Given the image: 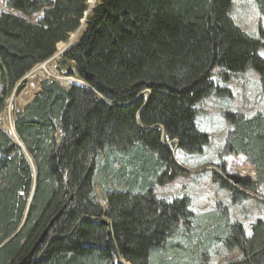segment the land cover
<instances>
[{
	"label": "trees",
	"instance_id": "1",
	"mask_svg": "<svg viewBox=\"0 0 264 264\" xmlns=\"http://www.w3.org/2000/svg\"><path fill=\"white\" fill-rule=\"evenodd\" d=\"M88 2L5 0L11 12L0 13V264L31 253V264H210L215 241L241 252L229 264H264V219L247 235L222 202L197 215L188 195H154L186 174L178 150L202 155L210 145L198 105L226 91L212 80L217 66L224 82L255 70L264 93V28L255 38L237 26L233 0ZM256 2L264 13V0ZM83 25L56 69L88 87L42 82L13 120L26 153L3 129L7 96L21 93V80ZM222 115L229 130L220 158L244 157L256 178L235 185L223 175L225 163L212 178L242 205L264 186V113ZM119 156L127 159L112 177L121 188L104 191V208L96 189ZM201 224L214 233L196 253L178 238Z\"/></svg>",
	"mask_w": 264,
	"mask_h": 264
},
{
	"label": "rangeland",
	"instance_id": "2",
	"mask_svg": "<svg viewBox=\"0 0 264 264\" xmlns=\"http://www.w3.org/2000/svg\"><path fill=\"white\" fill-rule=\"evenodd\" d=\"M3 12H11V10L6 7L5 0H0V13ZM231 17L235 24L251 37L258 38V27L262 26L264 28V13L261 12L256 0H233ZM36 19L37 17H33L32 20L36 21ZM83 30L77 36H71L69 41L64 43L66 49H68L67 46L69 47V44L72 43L73 45L79 40ZM259 55L264 59V49L260 50ZM61 56L56 57L55 55L54 58L45 63H48L49 68H53V70L58 72L56 64L61 61ZM224 71L222 67L217 66L213 71L212 80L226 91L221 95H214L198 105L199 113L197 123L202 131L209 134L210 145L202 155L188 154L182 150H178L175 153V159L187 171L186 174L178 177L172 183L164 186H156L154 195L166 200H173L183 195H188L192 200V212L197 215H206L215 212L217 202H222L230 209V220L232 222H241L246 227L247 235H250V227L252 224L259 219H264V196H262L264 186L257 194L249 193L251 198L246 200L242 205L234 206L229 197V193L225 189H221L214 182L212 173L217 172L223 174L218 169V165L225 163L226 173L223 175L235 185L241 179L256 178V170L246 162L244 157L220 158V152L222 151L229 130V124L223 118L222 113L225 111L241 112L247 117L264 113V93L260 87L259 74L255 70L249 69L245 73L232 75L228 82H224L221 79V73ZM66 78L80 81L76 77ZM45 80H55V78L48 77L43 81ZM25 83L27 85L28 80ZM26 85L22 92L25 90ZM22 92L18 94L14 91L11 95L7 96L6 107L1 115L3 129L7 133L12 134L13 138L12 124L15 112L24 109V105L27 103V101L23 103L18 101ZM37 93L35 92L33 95ZM10 102L12 103L11 108L9 106ZM105 155L102 156L99 166H103ZM123 159L127 158L119 156V162L115 161L112 165V170L110 169L104 175V188L99 185L97 186L96 191L99 201L104 208L107 207L104 199V191L107 188H121L112 176L121 169L122 165L120 161ZM100 180V176H98V182ZM213 227L206 224L198 225V229L191 228L190 235H181L178 239L197 253L199 251V244L205 239V236L208 233H214L212 230ZM210 256V264H229L238 261L241 258V252L238 250L229 252L223 244L215 241L212 244Z\"/></svg>",
	"mask_w": 264,
	"mask_h": 264
},
{
	"label": "bare ground",
	"instance_id": "3",
	"mask_svg": "<svg viewBox=\"0 0 264 264\" xmlns=\"http://www.w3.org/2000/svg\"><path fill=\"white\" fill-rule=\"evenodd\" d=\"M96 1L97 0H89L88 3H89V5H90L91 8L93 7V5H94V3ZM82 30H83V27H81L77 32L71 34V36H73V37L77 36V34H79L80 31H82ZM64 48H66L65 45H64V43H59L57 45L58 52L56 54V57H60L61 54L63 55ZM48 77H53V78L57 79L63 86H67L68 79L66 77L62 76L61 74H59L58 72H56L55 70H53V68H49L48 67V63H43V64H40V65L36 66L29 73V75L27 76L28 83L26 85L25 90L19 96L18 101L20 103H23L25 101H28L35 92H38L39 93L40 90H41V83H42V81L45 78H48ZM11 102H10V105H9L10 108L12 106V103ZM12 131L14 133V140H15V142L19 146L21 145L22 146L21 148L24 151H26L25 148H24V146L22 145V143L17 138V135L15 134L13 127H12Z\"/></svg>",
	"mask_w": 264,
	"mask_h": 264
},
{
	"label": "water",
	"instance_id": "4",
	"mask_svg": "<svg viewBox=\"0 0 264 264\" xmlns=\"http://www.w3.org/2000/svg\"><path fill=\"white\" fill-rule=\"evenodd\" d=\"M88 15V13L85 15V17ZM85 22V19L83 20V23ZM82 27V26H81ZM71 43V42H70ZM72 44H69V47L71 46ZM68 46H67V48H69ZM67 51V49L65 48V51L64 52H66ZM54 58V57H53ZM29 75V74H28ZM27 75V76H28ZM27 76H25L22 80H21V82L17 85V87H16V90L19 88V87H21L22 86V84L24 83V82H26L27 81ZM68 79V83H67V86H63L57 79H55L57 82H59L60 84H61V86L62 87H64V88H70V87H72V86H75V85H79V86H84V87H88V85L85 83V82H83V81H78V80H74V79H72V78H67ZM42 85V84H41ZM41 92H42V88H41V90H40V92L38 93V94H36L35 95V97L28 103V104H26L25 106H24V108L25 107H27L31 102H33V100L37 97V96H39L40 94H41ZM12 127H13V124H12ZM20 147H22L21 145H20ZM26 152V151H25ZM27 153V152H26ZM233 179V178H232ZM102 222L104 223V224H108V221H107V219L106 218H104V219H102ZM32 256H33V253H31L27 258H25L21 263H19V264H31V262H32Z\"/></svg>",
	"mask_w": 264,
	"mask_h": 264
},
{
	"label": "crops",
	"instance_id": "5",
	"mask_svg": "<svg viewBox=\"0 0 264 264\" xmlns=\"http://www.w3.org/2000/svg\"><path fill=\"white\" fill-rule=\"evenodd\" d=\"M198 120V119H197Z\"/></svg>",
	"mask_w": 264,
	"mask_h": 264
}]
</instances>
